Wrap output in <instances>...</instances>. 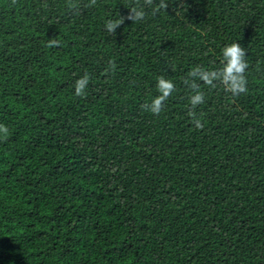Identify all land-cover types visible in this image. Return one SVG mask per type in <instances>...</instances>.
<instances>
[{"label": "trees", "instance_id": "16d2710c", "mask_svg": "<svg viewBox=\"0 0 264 264\" xmlns=\"http://www.w3.org/2000/svg\"><path fill=\"white\" fill-rule=\"evenodd\" d=\"M131 2L0 0V264H264V0H167L109 35ZM235 41L248 92L199 82L196 129L183 78Z\"/></svg>", "mask_w": 264, "mask_h": 264}, {"label": "clouds", "instance_id": "9594fccd", "mask_svg": "<svg viewBox=\"0 0 264 264\" xmlns=\"http://www.w3.org/2000/svg\"><path fill=\"white\" fill-rule=\"evenodd\" d=\"M98 0H88L85 4H77L74 0H68V8L70 11L78 15H82L85 9L93 8L97 5ZM167 0H132L130 4L124 6L129 9L126 17L108 19L105 22V31L114 36L116 30L125 23V20L131 21L133 24L144 21L149 15L156 17L161 12L168 8ZM61 46V40L56 37L49 39L46 43L47 48H58ZM247 49L243 48L238 42H232L225 45L221 50L220 66L218 68H205L197 65L187 72L186 77L183 78L184 85L189 89V104L191 110L187 115L191 118V123L196 129H202L203 123L196 112L199 105L205 102V94L201 90L199 82L210 88H215L217 83L223 86L225 92L232 96H239L248 92L246 72L249 68L248 60L246 58ZM116 63L114 60H109L108 68L105 69L107 73L109 70H116ZM90 82V75L85 72L84 75L77 79L74 85L75 95L83 97L86 95V89ZM156 90L159 95L155 96L151 102H145L141 108L145 112L153 115H159L170 96L176 91V85L171 78L165 76L157 77ZM9 133L8 127L0 124V135L6 137Z\"/></svg>", "mask_w": 264, "mask_h": 264}]
</instances>
